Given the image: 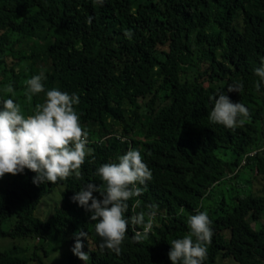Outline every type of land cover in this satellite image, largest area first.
<instances>
[{
    "label": "trees",
    "instance_id": "1",
    "mask_svg": "<svg viewBox=\"0 0 264 264\" xmlns=\"http://www.w3.org/2000/svg\"><path fill=\"white\" fill-rule=\"evenodd\" d=\"M261 58L264 0H0V98L12 84L31 115L51 88L77 93L73 107L92 150L79 178L37 185L29 169L0 178V264H172L169 241L189 233L197 209L212 221L204 264H264ZM41 72L45 92L29 101L25 82ZM234 81L242 91L227 94L249 117L232 128L211 123L210 98ZM129 148L140 150L152 179L125 216L155 203L153 228L136 242L129 225L118 254L101 251L90 212L72 196L101 184L96 168ZM52 194L58 229L38 212ZM78 231L88 233L80 237L86 262L72 252Z\"/></svg>",
    "mask_w": 264,
    "mask_h": 264
},
{
    "label": "clouds",
    "instance_id": "2",
    "mask_svg": "<svg viewBox=\"0 0 264 264\" xmlns=\"http://www.w3.org/2000/svg\"><path fill=\"white\" fill-rule=\"evenodd\" d=\"M93 3L103 5L105 0H93ZM91 20L92 17H88L89 23ZM125 35L130 37L131 33ZM254 72L260 78L256 84L259 90L260 82L264 81V58ZM44 78L41 72L26 80L27 100L31 101L34 94L45 92ZM242 89L243 83L234 81L227 86V92L222 90L213 95L208 120L228 128L243 124L250 115L249 108L242 102H233L227 94ZM5 92L12 95L0 98V178L5 173H23L25 169L35 173L32 181L37 185L55 183L73 175L79 178V169L86 155L90 156L92 152L86 147L88 133L82 131L79 115L73 107L79 104V95L51 88L45 92L43 103L36 105L34 114L25 115L13 98L12 84L6 86ZM95 175L102 183L87 182L74 192L72 200L90 212L95 232L102 238L100 250L107 248L118 254L129 225L134 227V241L147 239L158 205H147L150 209L147 213L140 211L125 216L129 199L143 192L139 185L152 179V171L143 161L140 150L129 148L115 160L100 164ZM94 193H99V197ZM139 203L137 200L134 207ZM186 223L189 233L169 241L168 256L172 264H204L206 245L213 237L212 221L206 211L197 209L195 214L188 216ZM74 235L72 252L86 262L88 251L83 250L84 241L80 237L88 240V233L78 231Z\"/></svg>",
    "mask_w": 264,
    "mask_h": 264
},
{
    "label": "rangeland",
    "instance_id": "3",
    "mask_svg": "<svg viewBox=\"0 0 264 264\" xmlns=\"http://www.w3.org/2000/svg\"><path fill=\"white\" fill-rule=\"evenodd\" d=\"M246 169V168H245ZM243 174L244 173H247V171L243 170L242 169ZM255 172V171H254ZM248 174V173H247ZM5 177L6 178H10V174L9 173H6L5 174ZM234 182V181H233ZM238 179H236V183H238ZM217 198H215L216 200ZM53 202L55 203V205L53 204ZM60 204V199L56 196H54L53 194L51 195L50 198H48L46 201L44 200L42 202V204L40 205V209H39V213L43 216L44 219H47L51 228L53 227L54 229H58L57 226H56V222H55V217L59 215V212H52L51 213V210L55 207H57L58 205ZM45 212V213H44ZM252 224L255 228H260L261 227V224L262 222H257V221H254L252 220ZM15 243V241H13V239H9V240H5L1 243V245L3 247H12L13 244ZM34 264V263H33Z\"/></svg>",
    "mask_w": 264,
    "mask_h": 264
},
{
    "label": "built area",
    "instance_id": "4",
    "mask_svg": "<svg viewBox=\"0 0 264 264\" xmlns=\"http://www.w3.org/2000/svg\"><path fill=\"white\" fill-rule=\"evenodd\" d=\"M256 154H257V152L255 151V152H252V153L250 154V156H254V155H256ZM244 163H246V161H245Z\"/></svg>",
    "mask_w": 264,
    "mask_h": 264
},
{
    "label": "bare ground",
    "instance_id": "5",
    "mask_svg": "<svg viewBox=\"0 0 264 264\" xmlns=\"http://www.w3.org/2000/svg\"><path fill=\"white\" fill-rule=\"evenodd\" d=\"M45 213V212H44Z\"/></svg>",
    "mask_w": 264,
    "mask_h": 264
}]
</instances>
